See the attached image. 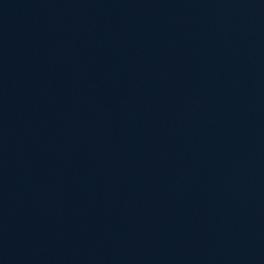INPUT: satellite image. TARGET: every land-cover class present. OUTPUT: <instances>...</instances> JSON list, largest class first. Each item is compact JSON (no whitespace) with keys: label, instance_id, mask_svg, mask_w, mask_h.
Instances as JSON below:
<instances>
[{"label":"water","instance_id":"95a60500","mask_svg":"<svg viewBox=\"0 0 264 264\" xmlns=\"http://www.w3.org/2000/svg\"><path fill=\"white\" fill-rule=\"evenodd\" d=\"M0 264H264V0H0Z\"/></svg>","mask_w":264,"mask_h":264}]
</instances>
